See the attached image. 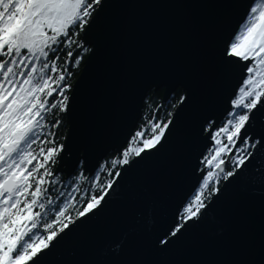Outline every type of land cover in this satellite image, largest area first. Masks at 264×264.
Wrapping results in <instances>:
<instances>
[{
	"label": "water",
	"instance_id": "water-1",
	"mask_svg": "<svg viewBox=\"0 0 264 264\" xmlns=\"http://www.w3.org/2000/svg\"><path fill=\"white\" fill-rule=\"evenodd\" d=\"M247 3L102 0L81 38L91 51L68 95V130L55 175L68 178L79 166L95 174L138 126L150 90L162 89L165 102L180 88L192 101L178 102L169 117L178 121L179 150L166 145L119 169L102 207L75 218L40 264H264V148L252 149L246 166L221 182L224 194L205 217L167 249L156 245L198 184L199 160L213 146L202 129L226 118L245 76L243 64L225 74L218 66ZM247 135L259 144L264 112L256 113Z\"/></svg>",
	"mask_w": 264,
	"mask_h": 264
},
{
	"label": "snow or ice",
	"instance_id": "snow-or-ice-1",
	"mask_svg": "<svg viewBox=\"0 0 264 264\" xmlns=\"http://www.w3.org/2000/svg\"><path fill=\"white\" fill-rule=\"evenodd\" d=\"M101 5L102 0H0V264H40L43 252L75 223L68 211L75 205L54 204L47 198L53 207L46 210L42 202L48 191L46 178L58 179L49 165L57 162L65 146L55 139L41 146L37 137L46 127L58 129L61 120L56 117L69 108V66L78 67L91 51L79 33L91 31L93 13ZM237 64L244 65L245 76L230 99L226 118L219 125L209 121L202 129L215 146L202 154L198 184L177 206L175 223L157 238L161 251L207 215L224 194L221 182H230L246 166L254 156L252 149L264 148V137L257 144L247 135L256 113L264 112V0H248L242 19L224 41L218 72L225 74ZM191 101L190 95L181 96L179 105ZM166 145L180 148L177 119L145 117L129 132L118 154L88 178L93 187L84 190L76 219L94 215L105 202L107 189L114 187L113 179L101 178L103 173L120 176L118 169ZM93 189L99 194H92ZM36 207L40 211H34ZM52 211L55 216L43 224L46 234H41V214Z\"/></svg>",
	"mask_w": 264,
	"mask_h": 264
},
{
	"label": "trees",
	"instance_id": "trees-1",
	"mask_svg": "<svg viewBox=\"0 0 264 264\" xmlns=\"http://www.w3.org/2000/svg\"><path fill=\"white\" fill-rule=\"evenodd\" d=\"M82 35H83V31H81L79 33L80 40L82 38ZM86 55L87 54H85L83 56V59L81 60V62H80L78 67L69 66V71H71L72 75L67 81L70 84V87L68 88V90L66 92L67 95H69V93L71 91V88H72V85L74 84L75 80L77 79V77H78V75L80 73V70H81V67L83 66V61H84ZM162 93H163L162 89L161 90H157V91L150 90L148 92V94L146 96V99L144 101V108H143V112H142V118H141L140 122L138 123V126L140 124L144 123L145 117L151 116L152 114H156V116L159 119H167V118H169L166 114H169V113L173 112V109L175 108V106L179 102L180 97L183 95V91L180 88H178L175 91V93L167 101L164 102V101H162ZM53 111H55V110H53ZM56 118L61 120V124H60L58 129H52L49 126V127H46V128H44V129H42V130H40L38 132L39 133V136L37 137L38 138V143L41 146H43V142L45 140H48V139H55L57 143L63 144L64 139L66 138V135H67V130H68L67 120H66V117H65L64 113H59ZM45 123H47V121H45ZM52 131L56 132V136L55 137L50 136V133ZM36 148L38 150L37 145H36ZM117 154L118 153L115 152V151L109 153L107 155V157L101 162V164L102 163H106L113 156H115ZM56 164H57V162L55 164L49 165V167L51 168V170L53 172H54ZM227 170H231V166H229V169H227ZM55 176L58 178V179L55 180V182H53L54 178L50 176V177L46 178V183L44 185V187L48 190L47 194H46V197L42 198V202H44L45 205H46V210L48 208H50V207H53V206H49L47 204V198H52L53 201H54V204H59L61 202V200H62V196L65 197L66 194L70 190V186L72 185L71 184L72 182H70L69 179H71V178L77 179L78 177H81V176L84 177V179H81L79 191L76 193V195H74V197L72 199L73 201H72L71 204L75 205V208H69V210H68L69 211V215H71L73 220H74L76 218L75 217V211L82 207V204L79 203V201H80L81 197L85 196L84 190L93 187V183L94 182H90L89 179H88V178H90L92 176H87L86 174H84L82 172V170H81V167L79 166L77 168V170L75 171V173L72 174L69 177V179H67L66 182L70 183V184L66 186V188L62 192L63 195H61V196H59V192L61 191V188H62L61 187L62 186V182L65 181L64 178H63L64 175L63 174L62 175L57 174ZM101 178L104 179V180H107V179H114L115 176L109 177L107 175V173H103ZM58 185H59V187H58ZM92 194H99V193L96 192L95 189H93V193ZM34 211H40V209L39 208L38 209L35 208ZM54 216H55V212L54 211L50 212L48 216H44L43 213L41 214L40 224L38 225V228H39L41 234H46V233H44L43 224L45 222H50L51 219L54 218Z\"/></svg>",
	"mask_w": 264,
	"mask_h": 264
},
{
	"label": "rangeland",
	"instance_id": "rangeland-1",
	"mask_svg": "<svg viewBox=\"0 0 264 264\" xmlns=\"http://www.w3.org/2000/svg\"><path fill=\"white\" fill-rule=\"evenodd\" d=\"M77 181H78V183H77ZM81 181V179H76V184L72 187V189H70L69 190V192L66 194L67 195V197L66 198H68L69 199V202L70 203H72V199H73V197H74V195H76V193L79 191V187H80V182ZM63 185V184H62ZM62 187V186H61ZM62 189V188H61ZM36 209H38V207H36Z\"/></svg>",
	"mask_w": 264,
	"mask_h": 264
},
{
	"label": "bare ground",
	"instance_id": "bare-ground-1",
	"mask_svg": "<svg viewBox=\"0 0 264 264\" xmlns=\"http://www.w3.org/2000/svg\"><path fill=\"white\" fill-rule=\"evenodd\" d=\"M84 152V151H83ZM64 202H69V199L68 198H65L64 196H62V200L60 203H64ZM59 203V204H60Z\"/></svg>",
	"mask_w": 264,
	"mask_h": 264
},
{
	"label": "flooded vegetation",
	"instance_id": "flooded-vegetation-1",
	"mask_svg": "<svg viewBox=\"0 0 264 264\" xmlns=\"http://www.w3.org/2000/svg\"><path fill=\"white\" fill-rule=\"evenodd\" d=\"M225 142H226V140H225Z\"/></svg>",
	"mask_w": 264,
	"mask_h": 264
}]
</instances>
